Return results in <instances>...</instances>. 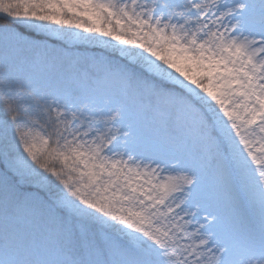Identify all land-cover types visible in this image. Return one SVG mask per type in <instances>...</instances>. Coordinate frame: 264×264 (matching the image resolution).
<instances>
[{
	"label": "snow or ice",
	"instance_id": "snow-or-ice-1",
	"mask_svg": "<svg viewBox=\"0 0 264 264\" xmlns=\"http://www.w3.org/2000/svg\"><path fill=\"white\" fill-rule=\"evenodd\" d=\"M0 264H264V0H0Z\"/></svg>",
	"mask_w": 264,
	"mask_h": 264
}]
</instances>
